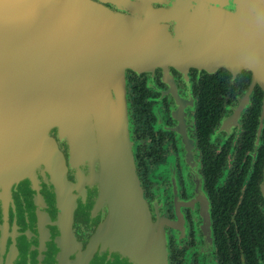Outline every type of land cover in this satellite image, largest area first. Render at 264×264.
Masks as SVG:
<instances>
[{"label":"water","instance_id":"water-1","mask_svg":"<svg viewBox=\"0 0 264 264\" xmlns=\"http://www.w3.org/2000/svg\"><path fill=\"white\" fill-rule=\"evenodd\" d=\"M157 66L248 71L264 92V0H0V183H50L66 230L71 135V165L85 158L81 177L97 186L96 242L114 236L132 264H169L136 169L126 92L128 69Z\"/></svg>","mask_w":264,"mask_h":264},{"label":"flooded vegetation","instance_id":"flooded-vegetation-1","mask_svg":"<svg viewBox=\"0 0 264 264\" xmlns=\"http://www.w3.org/2000/svg\"><path fill=\"white\" fill-rule=\"evenodd\" d=\"M126 92L136 169L169 264H264V92L252 74L128 69ZM74 143L62 145L66 200L76 203L66 230L50 183H0V264H132L114 236L96 242L97 186L81 177L85 158L71 165Z\"/></svg>","mask_w":264,"mask_h":264},{"label":"trees","instance_id":"trees-1","mask_svg":"<svg viewBox=\"0 0 264 264\" xmlns=\"http://www.w3.org/2000/svg\"><path fill=\"white\" fill-rule=\"evenodd\" d=\"M262 170L264 171V156H263V158H262ZM259 180H261V183H262V181H263V176L261 175V178L259 177Z\"/></svg>","mask_w":264,"mask_h":264}]
</instances>
